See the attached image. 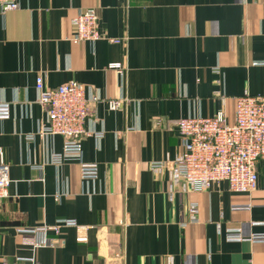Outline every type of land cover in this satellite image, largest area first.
<instances>
[{"label": "crops", "instance_id": "obj_1", "mask_svg": "<svg viewBox=\"0 0 264 264\" xmlns=\"http://www.w3.org/2000/svg\"><path fill=\"white\" fill-rule=\"evenodd\" d=\"M19 1L0 16V102L11 103L0 120L11 178V196L0 199V264L34 252L18 227L64 219L86 228L51 232L40 264H264V242L250 239L264 234V160L251 194L227 181L183 189L156 167L180 156L181 118L223 109L233 120L237 97L264 94V0ZM89 8L104 38L74 43L72 20ZM39 74L46 88L74 80L95 98L81 159L99 166L96 179L82 178L78 158L53 160L64 138L41 135ZM232 229L246 239L229 241Z\"/></svg>", "mask_w": 264, "mask_h": 264}, {"label": "built area", "instance_id": "obj_2", "mask_svg": "<svg viewBox=\"0 0 264 264\" xmlns=\"http://www.w3.org/2000/svg\"><path fill=\"white\" fill-rule=\"evenodd\" d=\"M19 0H0V16L19 8ZM75 33L71 37L74 43H94L103 39L99 28V17L95 9L81 10L72 20ZM118 41V40H113ZM121 71L123 64L112 62L108 66ZM38 103L44 113L40 121L41 135H60L64 138V150L54 155V161L80 159L83 154V138L86 122L91 113L90 102L85 85L70 81L56 88L45 87V76L36 78ZM120 101H111L113 108L120 106ZM11 114V103L0 102V120ZM177 129L182 143V152L173 161L156 165L157 168H169L175 185L183 184L196 190L211 189L215 183L227 181L230 189L237 193L251 194L258 189L260 174L258 163L264 160V94L252 95L249 92L236 98L235 116L228 119L227 113L220 109L213 116H189L178 121ZM81 175L84 179H96L99 166L96 163L81 162ZM10 166L3 159L0 162V199L11 196ZM187 188V189H188ZM243 209V208H240ZM196 214L197 206H192ZM194 217V216H193ZM63 226H75L74 219H64L60 224L36 228L18 227L17 232L24 235V242L33 247L29 256H17L12 264H40L36 251L49 245H55L48 235L61 234ZM229 241H243L246 238L239 229L228 232ZM252 241H263L264 234H253ZM78 241L86 237L78 236ZM8 264V263H1Z\"/></svg>", "mask_w": 264, "mask_h": 264}]
</instances>
